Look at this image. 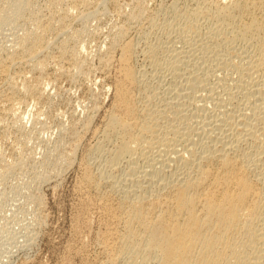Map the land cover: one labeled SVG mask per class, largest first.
Returning <instances> with one entry per match:
<instances>
[{"label":"bare ground","instance_id":"obj_1","mask_svg":"<svg viewBox=\"0 0 264 264\" xmlns=\"http://www.w3.org/2000/svg\"><path fill=\"white\" fill-rule=\"evenodd\" d=\"M69 2L67 7L64 0H47L51 9L40 15L32 11L33 0H7L0 8V26L32 12L17 41L7 48L13 51L0 57L3 79L8 66L34 73L49 66L38 60L49 34L68 21L69 9L87 0ZM158 9L171 20L162 29L175 30L181 46L167 39L164 43L170 45L162 50L159 37L161 45L144 44L140 51L146 70L130 64L135 45L118 46L120 75L114 79L112 107L97 130L101 142L91 150L93 154L105 147L104 164L97 173L85 166L80 185L74 186L83 192V201L71 231L81 237L91 222L86 213L94 212L99 225L90 243L99 254L95 264H264V0H196L192 7L179 8L174 2ZM62 11L65 14L59 15ZM84 11L79 12L83 18L93 12ZM154 17H149V27H156ZM120 37L113 39L116 44ZM215 67L211 81L209 71ZM13 77L4 82L11 90L16 87ZM4 99L12 104L16 97ZM82 241L66 245L61 263L68 264L70 254L85 252L79 247ZM83 242L87 245V239Z\"/></svg>","mask_w":264,"mask_h":264},{"label":"rangeland","instance_id":"obj_2","mask_svg":"<svg viewBox=\"0 0 264 264\" xmlns=\"http://www.w3.org/2000/svg\"><path fill=\"white\" fill-rule=\"evenodd\" d=\"M64 1L66 2L64 6L69 7L72 5V3L69 2L70 0ZM88 1H91V3L89 2V4ZM172 1H174L175 6H179V8L186 6L192 7L196 3V0H87V2L84 3L80 2V5L79 0H77V4H79V6H77L78 8L69 9L70 11L66 14L63 11L58 13L59 15L64 13L68 21L65 19V22L58 24L59 26L56 27H59L56 30L57 32L54 30L52 32L54 35L52 36V34H49L51 37L48 36V38H50L49 44L44 51L46 55L43 54L38 57V60L40 59L39 61L46 64V67L49 64L45 70H42L43 72L36 73L35 71L34 73V71H29L28 68L25 69L23 66H8L5 74L6 79L7 77L14 76L13 78L16 81L17 88H12V90L4 83L6 79L0 76V100H2L0 101V264H63L64 262L61 263V260H64L66 257V245L68 246V244L74 243V241L76 245H79L82 239L83 241L87 239V245L82 241V245L79 246L80 248L83 247L85 252L80 253V250L78 252L79 254H70L71 256H67L68 264H82L84 261L85 263L83 264L96 263L94 262L96 261L94 258H96V256H98L97 259L99 258L98 250L95 245L91 244H94V233L98 231L97 227L99 225H96L98 224V218L94 216V212L88 210V212L90 213L91 211L92 214L86 213L87 220L89 218L88 222L91 221L89 223V228H91H87L90 233L87 232L86 229L85 232H82L83 237L81 236L77 239L71 231V223H74V216L79 212V200L80 203L83 201V192L80 194L74 186H77V184L80 185L79 182L81 181L80 179L82 178L85 166H92L91 168L89 167V169L92 170L93 173H97L104 164L106 154L105 147H102L104 151L101 149V151L94 152V155L91 154V150L101 142L100 133L98 131L102 128V124H104L106 120L105 115L108 114L110 107H112V99L114 98L113 89L120 75V71H118L120 70L118 58L121 55V48H118V46L120 47L123 43L135 45L136 53L134 52L135 54L133 53L131 56L133 59H131V61L134 62L132 64L130 61V64L133 68H143V70H146L147 65L143 59V55H141V51L143 52L145 45H156L162 41V50H164V46L170 45L164 43L167 42V39L175 40V44L178 42V45H180L179 41H177L179 38L175 30L169 29L168 31V28L162 29V25L164 24L166 26L171 20L169 18L167 19V17H163L160 11H158L160 14L156 11L162 6L169 7L173 5L174 2ZM6 2L7 0H0V8L3 7ZM68 2L70 3L69 5ZM135 5H137V7ZM33 6L32 11L38 13V15H40L43 10L47 11L51 9L49 8L47 0H33ZM82 6L83 9H81ZM85 7L89 9L87 10ZM132 7L135 8L133 9ZM61 10L62 9L59 11ZM84 10L93 12L90 16L88 15L83 18L79 12ZM74 11L76 12L74 13ZM25 12L20 15L22 17L16 16L17 19L14 21L0 26V51H3L0 52V54L2 53L0 57L8 54L10 50L13 51L7 48L17 41L15 40L17 39L16 37H18L27 26L26 22L30 18L32 12ZM28 13L29 15H27ZM72 16L73 18H71ZM151 16L154 17L153 21L159 26L157 28L158 30L155 29L157 24L155 28L149 27L150 23L148 21ZM97 17L99 20L94 19ZM164 18L167 19V22H164ZM161 19H164V21H160ZM118 22L120 23L118 24ZM119 29L120 31L124 30L123 33L119 32ZM151 29L154 31H150ZM202 29L205 30L204 28ZM155 30H157V33L159 31V34H161L157 35ZM169 33L170 38H166ZM71 35L73 38H71ZM117 35H121L122 37V39L121 37L119 38L118 44L113 40L118 37ZM56 36H58L57 39L59 40L56 39ZM158 37L161 38V41ZM173 37L176 38L174 39ZM58 41H61L60 44L62 45H59ZM155 42L157 43L155 44ZM50 43L54 44L51 45ZM109 44L112 45V47H110ZM58 45L61 47L59 48ZM108 46L110 48H108ZM185 46L187 45L183 47L185 48ZM66 48L68 52H65ZM110 49H112L113 52L109 51ZM106 52H109L108 55ZM164 52L165 51L161 53L164 54ZM54 57H56V59ZM59 58H61L60 62ZM102 58L104 59L102 60ZM139 58H141V60ZM105 60H110L109 64L111 65H105ZM113 63L116 67L112 66ZM217 67H215L214 71H209L211 81L212 79L214 81L213 77H215L214 73H217L215 72V70L217 71ZM21 68H23L24 71ZM16 74L22 75L16 76ZM18 78L21 83L23 82L22 84L18 83ZM34 79H36L37 82L40 80V82L37 84ZM112 81L115 82L113 83ZM153 81L155 82L154 79ZM153 81L152 83H154ZM41 83L43 85H41ZM21 87L26 89H22ZM13 90L19 92H14ZM21 90L22 92H20ZM36 92L39 95H36ZM4 96H13L14 98L16 97L17 100L15 99L14 103L10 104L8 101H5L6 99H4ZM9 106H12L11 110H9ZM12 110L13 112H11ZM122 166L124 167L123 164ZM84 233L90 235L84 236ZM94 249L97 251H94ZM83 253L86 254H84L85 259L83 258ZM75 256L77 258L81 256L79 259L83 262L81 261V263ZM71 257L73 260H71Z\"/></svg>","mask_w":264,"mask_h":264}]
</instances>
